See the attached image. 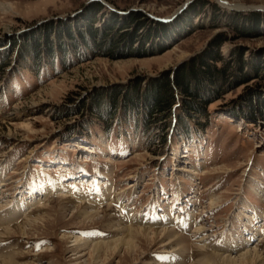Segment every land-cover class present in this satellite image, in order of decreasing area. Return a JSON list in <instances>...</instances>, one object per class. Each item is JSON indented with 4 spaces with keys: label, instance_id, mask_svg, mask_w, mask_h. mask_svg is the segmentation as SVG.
I'll list each match as a JSON object with an SVG mask.
<instances>
[{
    "label": "rangeland",
    "instance_id": "rangeland-1",
    "mask_svg": "<svg viewBox=\"0 0 264 264\" xmlns=\"http://www.w3.org/2000/svg\"><path fill=\"white\" fill-rule=\"evenodd\" d=\"M223 1L240 8L0 0V264H225L252 250L251 264H264V121L238 107H264V22L252 30L247 18L263 20L264 0ZM94 2L99 12L84 15ZM89 14L94 45L84 51L76 37L70 49L60 30L85 40ZM148 20L164 22L165 35ZM215 50L216 69L228 68L218 97L194 113L182 105L195 101L172 91L171 118L154 110L147 123L151 87ZM135 86L139 104L124 110ZM113 90L108 113L101 102ZM83 176L89 188L79 185ZM121 240L136 249L114 252Z\"/></svg>",
    "mask_w": 264,
    "mask_h": 264
},
{
    "label": "trees",
    "instance_id": "trees-1",
    "mask_svg": "<svg viewBox=\"0 0 264 264\" xmlns=\"http://www.w3.org/2000/svg\"><path fill=\"white\" fill-rule=\"evenodd\" d=\"M93 7L91 6L92 10L87 9L85 11L86 15L87 13H92L95 14L96 12H99V8L100 5L97 2H94ZM194 6V5H193ZM91 14H89L85 19L87 20L85 23V31L84 33L87 35V37H85L84 40V35L77 30V33L74 37L71 36L70 33V27L65 25L63 27L61 31V33L58 34V39L63 35L65 36L66 40L70 43V49L74 48L77 45V40L79 39L81 42H83V50L85 51V47H88L89 44L91 43V45H94V40H95V36H97V31L91 30L92 28V24H93V19L94 17ZM139 13H131L130 15H128V21H136L138 19ZM263 16V20H260L258 17V14L252 13L247 15V18L249 19V26L252 27V30H256L258 28V26L260 25L261 22H264V14ZM115 15L111 14L110 18L114 19ZM149 22H151V24H155L156 25V29L159 30L155 35L157 36L158 34L162 37L165 35V29L168 28V26L166 27L165 24H162L160 22H153L151 20H148ZM249 27V28H250ZM138 29H140L139 26H137L134 29V36L136 35V31H138ZM133 36V35H132ZM76 37H78V39H76ZM146 38V37H145ZM109 41L106 42L107 48H108V52L113 51L114 50V43L108 44ZM116 43V42H115ZM133 43V42H131ZM131 43L129 44L128 49L131 50L132 45ZM144 44V43H143ZM219 44L216 43V47ZM48 45V44H47ZM45 46V52H47L48 54H51L52 52V48H50L49 46ZM88 45V46H87ZM50 46H52V44H50ZM60 47V46H59ZM141 47H143L141 44H139V47L137 48V50H141ZM96 48L99 50L101 48V44L98 43L96 45ZM38 52V51H37ZM202 56V57H201ZM200 57H195L193 60H189L187 63H184V65L182 66L183 68H180L177 72L176 70L171 74V79L169 77H165L164 79H162V81H158L156 82V84L153 85V87L150 86V84H148L146 87H144L143 91H151V88H154V92L152 93L153 95H151L148 100H145V97L143 99V103H144V110H143V114H142V118L147 121L148 118L152 117V113L154 110L163 113L164 114V119H170L171 118V113L172 108L171 106L174 105V96L172 94V91H177L183 95L184 97H187L189 99H191L192 101H195V104L192 106H185V103L182 105L183 108L185 110L188 111H193L194 113H199V111H203L206 104L208 103V101L210 100L209 95H212L211 98L213 97H218V93L220 91H222L223 86L225 85V82L223 79H226L228 77V73L226 72L227 69L222 67H219L216 69V63L221 62L222 63V59L220 58V55L218 54V52L215 50L213 52H205L201 55ZM240 58V57H238ZM241 67V66H240ZM255 68V67H254ZM256 69V68H255ZM239 71L241 72V68H239ZM188 72V73H187ZM254 72V71H253ZM187 73V74H185ZM242 73V72H241ZM202 76L205 79V82L207 85L202 86L201 89L197 87V82L195 81V76L196 75ZM193 75V77L191 76ZM244 75V74H243ZM241 77V79H246V76ZM189 78L188 80L186 79ZM224 81V82H223ZM137 85V84H136ZM138 86V85H137ZM137 86H135V89H133V91L131 92L130 96H124L121 100V107H123V109L125 110L126 108H132L135 107L137 104H139V99H138V95L136 94V88H138ZM151 87V88H150ZM204 91L206 90V92L208 91V98H204L202 97L204 95L203 93V89ZM146 91V92H147ZM119 93L117 92V90H113V92H111L110 96H105L103 98H105V100L103 102H101L102 104L104 103L103 106H107L110 108V110H108V113L113 112L114 107H115V103L117 100ZM202 95V96H201ZM102 96L99 95V98H96L94 102H99V100L101 99ZM132 103L131 105H127L126 103ZM150 103V104H149ZM92 104V103H91ZM98 104V103H97ZM180 104V103H179ZM258 104H260L258 102ZM93 105V104H92ZM242 106H245L244 109ZM242 106H238L240 107V111L245 112L244 113L245 117H247V119L250 120H254V113L258 114V117L262 118L264 121V107H260L259 109H256V111H253L252 107H251V101L248 100L246 105ZM188 107V108H186ZM239 109V108H238ZM237 109V110H238ZM191 112L193 115L194 113ZM236 112V111H235ZM234 112V113H235ZM238 112V111H237ZM187 113V112H185ZM189 114V113H188ZM238 115L240 114V112L237 113ZM99 116V115H98ZM111 116V114H110ZM187 117V116H185ZM143 120V121H144ZM175 122L174 124L179 123L180 119L178 118H174ZM143 122L144 124L146 122ZM148 123V121H147ZM108 131V130H107ZM175 132H177L175 130Z\"/></svg>",
    "mask_w": 264,
    "mask_h": 264
},
{
    "label": "bare ground",
    "instance_id": "bare-ground-1",
    "mask_svg": "<svg viewBox=\"0 0 264 264\" xmlns=\"http://www.w3.org/2000/svg\"><path fill=\"white\" fill-rule=\"evenodd\" d=\"M219 1L227 9L228 8H240V7H237V6L236 7L235 6H230V5L226 4L223 0H219ZM182 238H183V236L181 237V239ZM125 245H127V249L129 248V250H131V251H134L136 249L135 245L132 242L121 240V243L120 244L118 243L117 246H115L113 248V251L115 252L116 250L120 249V246L122 247V246H125ZM97 251H98V249H94V253H97ZM252 251L246 252V254H244V256L242 258L240 257L238 259H230V260L228 259V260H225L224 263L225 264H251L253 261H255V258H258V256H259L257 254V252H255V251L252 252ZM91 259H92V257H91Z\"/></svg>",
    "mask_w": 264,
    "mask_h": 264
},
{
    "label": "water",
    "instance_id": "water-1",
    "mask_svg": "<svg viewBox=\"0 0 264 264\" xmlns=\"http://www.w3.org/2000/svg\"><path fill=\"white\" fill-rule=\"evenodd\" d=\"M169 20V19H168ZM168 20H166V21H168Z\"/></svg>",
    "mask_w": 264,
    "mask_h": 264
}]
</instances>
